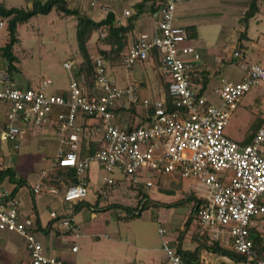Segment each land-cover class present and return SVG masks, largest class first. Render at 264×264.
<instances>
[{
    "label": "built area",
    "instance_id": "built-area-1",
    "mask_svg": "<svg viewBox=\"0 0 264 264\" xmlns=\"http://www.w3.org/2000/svg\"><path fill=\"white\" fill-rule=\"evenodd\" d=\"M182 1L158 0L153 31L141 33L122 57L123 65L129 68L156 53L161 72L166 76L171 109L166 98L153 101L139 98L136 81L118 86L108 75L102 56L93 62L94 79L89 89L83 88L72 74L64 92L48 91L50 79L42 80L36 89L23 88L12 81L6 69H1L0 103L7 108L0 121V142H16L25 130L46 123L54 108L64 107L65 112L55 115L59 123V147L51 168L42 171L39 180L31 186L33 193L41 191L43 178L57 165L74 168L77 178L76 183L65 186L63 202L71 205L84 200L89 193L88 170L92 161L109 172L123 171L133 184L152 174L195 180L204 187L199 224L222 245L244 256L240 262H229L264 264V254L257 252L250 236L253 218L264 216V124L245 144L224 134L240 97L264 80V67L245 63L242 68L246 75L242 80L221 77L213 88L218 102L210 101L199 74L201 69L196 66L199 53L189 43V30L174 22L177 4ZM123 14L131 13L126 9ZM3 27L4 20L0 19V29ZM99 36L103 37L104 33L99 31ZM233 55L238 56V51ZM63 66L70 71L72 62L64 61ZM131 106L142 112L143 122L130 129L121 128L116 111ZM84 117L98 119L88 129L99 135L100 144L79 157L81 138L87 131L81 122ZM14 147L18 148V144ZM103 179L106 183L113 182L108 177ZM191 185L195 186L193 182ZM144 186H152V181L145 178ZM55 190L48 187L50 192ZM20 208L16 195L0 196V243L1 232H13L24 240L29 264H66L45 252L34 219L22 216ZM50 215L58 218L56 212ZM59 219V225L78 238L80 228L70 214ZM165 233L164 228H158L161 237ZM161 246L169 264H189L166 238ZM71 250L76 251L77 245H72Z\"/></svg>",
    "mask_w": 264,
    "mask_h": 264
},
{
    "label": "rangeland",
    "instance_id": "rangeland-1",
    "mask_svg": "<svg viewBox=\"0 0 264 264\" xmlns=\"http://www.w3.org/2000/svg\"><path fill=\"white\" fill-rule=\"evenodd\" d=\"M18 5L25 8L27 4L22 2ZM221 5L222 8L219 10L214 9V11L223 12L224 15L219 13L213 14L215 16L214 18H216H213V22L199 25L200 36L205 40L206 47L209 48L207 50L208 55L206 59H208V68L213 79L205 95L214 103L218 102V98L213 93V88L218 84L221 77L231 81H240L246 75V70L242 68L243 64H258L264 67V42L261 41L262 37H264V4L262 2L258 3L260 11L246 23L242 21L238 22L235 17H241L247 9L248 4L246 6H242L245 5L244 2L233 4L236 5L233 9L239 10H237L238 13L236 15L233 14L234 10L231 9V4L223 3ZM221 15L224 16V18H229L233 23H226ZM210 16H212V14H210ZM257 18H262L263 22L261 24L256 23L258 20ZM199 19L201 20L202 18ZM221 22L222 24L225 23L224 25H226V28L228 27L230 35L225 32V27ZM234 22H238L242 30L247 27L248 23L249 29L247 34L251 39L243 40L244 46L236 43L237 35L240 32H236L235 29L237 25ZM76 29V17L59 15L55 8L48 14L35 15L28 21L19 24L17 26L19 41L12 47V52L15 57V61L13 62L15 68L11 73L12 78L22 85L21 87H30L33 89L38 88L42 80L50 79L51 83L48 86V91H66L68 89L71 74L74 76L80 64L84 61V57L78 50ZM6 34L7 30L4 28L0 32V47L2 50V47L7 41ZM257 38H259V40H257ZM102 39V37H99V31H95L88 42L91 66L93 67V62L97 56H102L108 75L116 80L115 83L118 86L125 85L127 81L136 80L134 79L135 67L142 65V62H136L131 67L127 68L122 62V52L108 57L103 55L100 53V50H104L106 44L102 42ZM234 51H238L239 55L234 56ZM200 54H203V51H201ZM151 59L155 64L158 63L156 62V58L152 57ZM68 60L74 62V64L72 63L73 66L70 71L63 66V62ZM220 60L223 61L220 62ZM4 62L6 64L4 67H7L8 60L5 57ZM150 66L151 63L145 64V72H147V70L149 71V78H151V81L149 80L150 82L147 83V86L140 89L139 94L137 91V95L139 98H147L150 101L160 99L162 96V98H165L164 77L166 76L162 74L160 65H157L155 75L161 73V77L164 76L162 77L163 87L161 88L156 76H154V79L152 78L153 76H151L152 73H150L155 71V67L151 69ZM127 70L128 72H126ZM83 72L85 73V71ZM83 72L80 73L79 76L76 74L74 78L83 88L87 89L86 86H84L86 76ZM90 78L91 75L89 76V79ZM89 88H91V85ZM118 110L121 111V109ZM132 110L133 108L131 107L130 109L127 108L118 115L121 122H124L127 126H134L135 120L137 119L138 121L139 119V111L134 112V110ZM263 124L264 80H259L240 97L236 108L225 125L224 134L230 139L243 144V139L250 134L251 129ZM96 136L99 137V135ZM50 138H53V136H50ZM12 143L18 144L17 141H13ZM2 146L4 148L5 144L0 142V149ZM36 152V146L34 143H31L30 145L21 147L18 153L17 151L14 153V156L29 155V157H34ZM6 163L11 166V169H16L15 177L13 178L15 182H19V180L24 181V177H21L22 175L29 174L32 176L39 171V169H34L32 165L30 166L31 162L17 164L16 161L13 162L11 158H9L6 160ZM88 174L91 183L88 193L89 198H95L97 191L101 193L102 188H105L107 190L105 203L115 202L130 206V215H127L128 212L123 209L108 210L107 216L111 219L110 222L112 223L111 230H108V232L117 234L114 237L121 240L120 244H116L113 252L110 254L108 252L104 253L97 248L91 250L89 246L86 245V241L84 242L83 238H79L77 241L80 250L77 253L78 259H76V264H169L166 254L162 249L161 241L164 238L168 239L172 237L177 240L178 232L182 230L184 221L192 211L193 202H185L177 206L165 207L160 204H144V200H142V203L145 205L144 209L141 211L140 215L133 217L131 213L132 210L135 212V207L138 203V190L141 189L145 192L152 201L170 203L176 199H185L188 197L203 199L204 187L200 184H196L195 180L156 174L141 177L138 184H133L129 181V176L123 171L114 169L109 172L94 161L89 164ZM104 177L112 179L113 182L106 183L103 179ZM145 178L152 181V186L145 188ZM118 179L119 182L116 183ZM15 182L12 183L16 185ZM192 182L195 184L194 187L191 185ZM53 209L59 211V207H54ZM46 213L48 214V211ZM82 213L85 214L88 213V211H82L77 217H82ZM159 227L166 230L164 237L158 234ZM204 230L207 229L203 228L196 218L192 221L190 230L187 232L185 238L189 240L194 231L202 232ZM100 239L102 241L109 240L103 235H101ZM168 241H171L170 244L172 245V240ZM127 246L129 247L127 248ZM23 261V264H27L26 260Z\"/></svg>",
    "mask_w": 264,
    "mask_h": 264
},
{
    "label": "crops",
    "instance_id": "crops-1",
    "mask_svg": "<svg viewBox=\"0 0 264 264\" xmlns=\"http://www.w3.org/2000/svg\"><path fill=\"white\" fill-rule=\"evenodd\" d=\"M0 1H3L7 7H12V6L21 7L18 4L24 2L27 4L25 8H30L34 1L45 2L47 0H0ZM65 1L67 2L69 8L78 9L82 15H86L96 21L104 18L106 13L108 11H111L115 15L116 22L122 25L126 23L129 17L123 14L124 10L128 9L131 14H135L136 11L139 10L140 11L139 16L134 21L132 29L127 33L126 43L121 51L122 54L130 46V44L136 38H138V36L141 33L150 34L153 31V26H154L153 13L156 10V3L158 2V0H65ZM92 1L94 2L93 4L91 3ZM240 2L245 3V5L242 6H246L247 4H249V0H184L177 4L174 22L177 25L186 27V29L189 30L190 33L189 43L193 44L197 48L199 54L201 51H203V54L199 55L200 60L198 61L196 66L201 70H205L209 74V76L211 75V73L208 68L209 66V64L207 63L208 59H206V56L208 55L207 50L209 48L206 47L205 40H203L202 36H200L199 25H201L202 23L206 24L209 22H213L214 19H216L214 18L215 16L213 14L219 13L224 15L223 12L214 11V9L219 10L220 8H222L221 4L223 3L231 4L232 5L231 9H233V7L236 6L233 4H238ZM259 2H262L264 4V0H260ZM233 10H234L233 12L234 15H236L239 11L238 9L236 10L233 9ZM259 11L260 10L258 9L255 15ZM58 14L62 15L61 12L59 11ZM210 14H212V16H210ZM197 16H201V17H197ZM221 17L223 20L226 21V23L228 24L233 23L230 21L229 18H224V16L222 15ZM241 17L237 16L235 17V19H237V21L240 22ZM199 18H202L201 19L202 21ZM0 19L2 18L0 17ZM257 19L258 20L256 21V23L261 24L263 22L262 18H257ZM3 20L6 25L5 19ZM238 22L237 23L234 22L237 25L235 29L236 32L245 31L246 36L243 37L241 40H239V34H240L239 33L236 38V43L244 46L243 40L251 39L247 34L249 26L247 23V27L244 30H242L241 25L238 24ZM224 24L222 25L225 27L226 25ZM4 28H6V26L1 28L0 32ZM225 32L227 34L229 33L228 27L227 28L225 27ZM228 35H230V33ZM6 39H8L7 34H6ZM257 40H259V38H257ZM261 41L264 42V37H262ZM109 47H110L109 45H105L104 49L108 50ZM87 49L89 50L88 44H87ZM4 57L5 56L3 54V50L0 47V70L6 69V67H4L6 65L4 62ZM152 57L154 58L157 57L156 53L155 55L152 54V56L147 61L142 62V65L135 67L136 69H135L134 79L136 80L134 81H136L138 85V89H137L138 94L140 93V89L146 87L147 83L151 81V78H149V71L147 70V72H145L146 63H151L150 66L151 69L152 67H155V71L150 70L152 71L150 72L152 73L151 76H153L152 78L156 76L158 83H160L161 85V88L163 87L162 77L164 76L161 77L162 75L161 73L160 74L157 73V75H155L157 71L156 70L157 65H160V63L157 58H156L157 60L156 62H158L157 64L152 62L151 59ZM222 61L223 60H220V62ZM72 63L74 64V62ZM127 78L128 77L126 76V79ZM11 79L12 81H14L16 85L22 86L12 78V75H11ZM164 79H165L164 81H166V77H164ZM212 80H213L212 77H210L209 81L205 84V91H207V88L209 84L212 82ZM114 81L116 82V80ZM6 108H7L6 105L0 103V121L4 119V112ZM126 109H121V111L119 110L118 112H116V117H117L116 120L121 128H126V129L132 128L143 122V117H142L143 114L140 110L136 108L134 109V112L139 111L140 115L138 121L137 119L135 120L134 126L132 125L127 126V124L121 122L118 115L121 112H124ZM65 110L66 108L64 107L61 108L56 107L53 109L52 114L50 115L49 120L46 123H44L40 127H36L37 129L31 128L25 130V132L17 140L18 149L14 147V144L12 142H2L5 144V146L4 148L2 146L0 149V169L11 167L8 165V163H6V160H8L9 158H11V161L13 162L16 161L17 164L31 162L30 166L32 165L34 169L35 168L39 169V171L34 173L32 176L29 174L21 176L24 177L25 184L20 186L18 190L15 192V195L19 198L21 203L20 213L22 216H27L34 219L38 238L40 239L47 254L61 258L66 264H76V259H78L77 253L80 250V246L78 245V241H77L79 238H83L84 242L86 241V245H88L91 250L97 248L98 250H101L104 253L108 252L110 254L113 252L115 245L118 243L120 244L121 240H119L117 237H114L117 234L108 232V230H111L112 227V223L110 222L111 219L107 216L109 211L100 210L97 209L96 206H94L97 203V201L99 202V206H103L104 204H106L105 195H107V190L105 188H102L101 193L100 191H97V195L95 198H89L87 195V197L81 201L89 203L90 206L81 207V209L79 208L75 212H73V209L76 204H79L80 201L73 203L71 205L63 202V190L66 186L63 182H59L57 185H55L52 181H50V177L46 176L45 178H43V187L41 191L37 194L31 191V186H33L39 180L41 172L44 170L45 171L49 170L52 166L56 151L59 147V139H60L58 134L59 123L55 120V115L56 113L61 111L65 112ZM81 122L83 123V127L85 126L87 129V131L81 138L80 151H79V157H84L87 154H89L90 151H94L99 146L100 141H99V137L96 136L94 133H92L90 129H88L92 124L97 123L98 119L92 117H84L82 118ZM50 136H53V138H50ZM244 140L245 138L243 139V141ZM31 143H34V145L37 148V152L36 154H34V157L32 156L29 157V155L14 156V153H16V151L18 153L21 147H25L27 145H30ZM14 171L16 173V169H14ZM88 179H89V188H90L91 183H90L89 174H88ZM117 182H119V179L116 180V183ZM50 186H53L56 190L54 192L48 191V187ZM14 187L15 185L11 181H9L7 177L0 180V196L6 193H10ZM54 207H59V211L53 209ZM84 210H87L88 213L85 214L82 213V217L78 218L77 217L78 214ZM47 211L48 214L46 213ZM51 212H56L58 218L51 217L50 215ZM69 214L80 228V235L78 236V238L73 237V235H71L68 231H66L63 227L59 225V221H60L59 217L62 215H69ZM250 231L264 238V216L253 218L251 222ZM101 235H103L105 238L109 240L102 241L100 239ZM186 235L187 233L185 234V237ZM185 237L183 238L181 243L183 248H193L195 246V243L192 241L191 236L189 240ZM167 240H172L173 245H175L178 241L175 240L174 237L168 238ZM74 244L77 245L76 251L71 250V247ZM0 246H1L0 264H23L24 262L23 260H26L27 264H29V254L25 247L24 240L18 234L13 232H6V231L1 232ZM128 247L129 246H127V248ZM229 261H231V259L227 257L220 256L211 253L205 249H202L199 255L198 264H231V262Z\"/></svg>",
    "mask_w": 264,
    "mask_h": 264
},
{
    "label": "trees",
    "instance_id": "trees-1",
    "mask_svg": "<svg viewBox=\"0 0 264 264\" xmlns=\"http://www.w3.org/2000/svg\"><path fill=\"white\" fill-rule=\"evenodd\" d=\"M260 0H249L248 8L244 11L243 16L241 17V21L244 23L248 22L250 18H252L255 13L258 11V2ZM53 8L61 12L63 16H74L77 19V29H76V38L78 41V50L80 54L84 57V61L80 64L78 71H74L77 76H79L80 73L85 71V85L87 89H89V86L92 84L93 80V67L91 66L90 60H89V52L87 49V44L89 40L91 39L93 33L95 31H101L104 33V36L102 37V42L106 45H109V49L106 50H100V53H102L105 56H111L113 54H118L122 51L126 39H127V33L132 29L133 23L136 20V18L139 16L140 11L137 10L135 14H130L126 23L124 25L118 24L116 22V18L113 12L108 11L104 18L96 21L86 15H82L78 9L69 8L67 5V2L65 0H47L45 2H39L34 1L30 8H22V7H7L3 1H0V17L2 19H5L6 22V30L8 39L3 48V54L8 60V64L6 67V71L11 76V73L13 71L15 61V57L12 52V47L15 43L19 41V38L17 36V26L19 24H22L26 21H28L31 17L38 15V14H48ZM246 36L245 31L240 32L239 34V40H241L243 37ZM100 37V36H99ZM155 55V53H153ZM157 58V57H155ZM78 72V73H77ZM199 74L203 77V82L206 84L211 75L205 71L201 70ZM91 75V78L89 79V76ZM165 87V98L167 102L168 109H171V101L170 97L168 96L167 92V81L164 82ZM133 110L134 107L131 106ZM130 109V107L128 108ZM132 110V111H133ZM117 110L116 112H118ZM142 124V122L140 123ZM139 124V125H140ZM260 126L254 127L251 129L250 134L245 137V140L242 142L243 144L250 141L251 137L254 135V133L257 131V129ZM130 129V128H128ZM92 152V151H90ZM89 152V153H90ZM50 177V181H52L55 185H57L59 182H63L66 186H69L70 184H74L77 182V178L75 175V169L69 168V167H60L55 165L48 173ZM7 177L9 181L15 182L13 178L15 177V171L8 168H2L0 169V180ZM16 185L13 188V190L8 193L9 196L15 195V192L18 190L20 186L25 184V181L19 180V182H15ZM138 203L135 207V212L132 210L131 216L135 217L140 215L141 211L145 207V203L152 204H160L165 207H172L177 206L180 204H183L185 202H193L192 211L187 216L186 220L184 221V225L182 227V230L178 232L177 236V243L175 244L177 251L181 253V255L188 261L189 264H198L199 262V255L202 249H205L211 253L227 257L234 261L235 263L240 262L243 260L244 256L235 250L222 245L218 240L214 239L207 230H204L202 232L194 231L191 234V239L195 243V246L193 248H183L182 246V240L185 237V234L190 230V226L193 220L197 218L198 220V210L199 206L202 203V198H193L188 197L185 199H176L173 202L170 203H164V202H156L149 199L147 194L143 192L141 189L138 190ZM98 200V199H97ZM142 200H144V204L142 203ZM84 206H90L87 202L80 201L79 204H76L73 212L77 211L79 208ZM93 206V205H92ZM97 207V209L100 210H110V209H123L126 210L127 215L130 213V206H126L120 203H106L103 206H99V202L94 205ZM130 215V214H129ZM71 216V215H70ZM40 228V227H38ZM250 236L253 241L254 247L257 250L258 253L264 254V238H262L260 235L253 233L250 231Z\"/></svg>",
    "mask_w": 264,
    "mask_h": 264
}]
</instances>
